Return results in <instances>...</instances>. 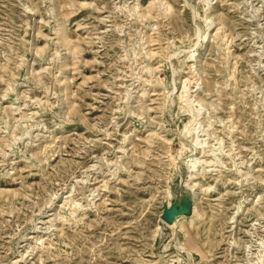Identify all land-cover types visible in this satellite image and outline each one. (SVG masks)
<instances>
[{"label":"rangeland","instance_id":"rangeland-1","mask_svg":"<svg viewBox=\"0 0 264 264\" xmlns=\"http://www.w3.org/2000/svg\"><path fill=\"white\" fill-rule=\"evenodd\" d=\"M0 264H264V0H0Z\"/></svg>","mask_w":264,"mask_h":264},{"label":"bare ground","instance_id":"bare-ground-1","mask_svg":"<svg viewBox=\"0 0 264 264\" xmlns=\"http://www.w3.org/2000/svg\"><path fill=\"white\" fill-rule=\"evenodd\" d=\"M205 6V5H204ZM169 7V6H168ZM167 9V8H166ZM169 9V8H168ZM215 10V9H214ZM197 13V12H196ZM204 18V17H203ZM202 19V18H201ZM215 20V19H214ZM218 22V21H217ZM217 22H215V24L217 23ZM61 23V21L59 22V24ZM205 23V22H204ZM220 25V24H219ZM62 32V31H61ZM214 33V32H213ZM203 36V35H202ZM199 36H197V38H198ZM66 41V40H65ZM197 41V40H196ZM196 44V43H195ZM189 57H191V56H189ZM174 80V79H173ZM161 82V81H160ZM184 84V83H183ZM186 86V85H185ZM185 89V88H184ZM170 92V91H169ZM175 95H176V93H175ZM190 95V94H189ZM188 96V95H187ZM177 97V96H176ZM190 98V97H189ZM191 101V100H190ZM201 101H202V99H201ZM202 103V102H201ZM194 104V103H193ZM203 105V104H202ZM193 106V105H192ZM204 107V106H203ZM182 108H183V106H182ZM191 108V107H190ZM187 111V110H186ZM197 113V112H196ZM199 113V112H198ZM187 114V113H186ZM190 115H191V113H190ZM199 115V114H198ZM206 117V116H205ZM204 119V118H203ZM206 119V118H205ZM196 121V120H195ZM202 121V120H201ZM186 122V121H185ZM204 122H206V120L204 121ZM210 123V122H209ZM188 124V123H187ZM203 127V126H202ZM208 127V126H207ZM184 129V128H183ZM207 129V128H206ZM194 130V129H193ZM204 130V129H203ZM202 130V131H203ZM179 133V132H178ZM187 133V132H186ZM195 133V132H194ZM181 135V134H180ZM198 139V138H197ZM183 140V139H182ZM182 144V143H181ZM183 146V145H182ZM220 146V145H219ZM186 147V146H185ZM193 148V147H192ZM201 148H203L202 146H201ZM189 149V148H188ZM195 149V148H194ZM222 150V149H221ZM207 154V153H206ZM198 163H199V161H198ZM200 164V163H199ZM200 167H201V165H200ZM195 170V164L194 163H189V165H188V172H189V176L191 175V172H193ZM210 186V185H209ZM196 199H197V193H196V191L194 190V197H193V204H195V201H196ZM170 202V201H169ZM186 206L184 205L183 207H182V210L185 208ZM54 209V208H53ZM180 212V211H179ZM177 213V211H175V210H173V208L171 207V206H169V207H167L166 209H165V211H164V215L166 216V218L168 219V220H170V222H171V225H176L178 222H179V217H176V214ZM195 213V212H194ZM184 214V213H183ZM198 214V213H197ZM59 218V217H58ZM178 245V244H177ZM171 261H172V259H171Z\"/></svg>","mask_w":264,"mask_h":264}]
</instances>
